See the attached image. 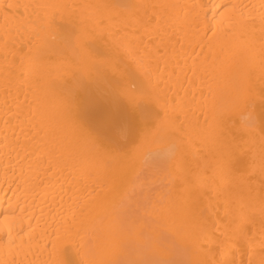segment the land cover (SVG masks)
<instances>
[{
    "label": "bare ground",
    "instance_id": "bare-ground-1",
    "mask_svg": "<svg viewBox=\"0 0 264 264\" xmlns=\"http://www.w3.org/2000/svg\"><path fill=\"white\" fill-rule=\"evenodd\" d=\"M0 264H264V0H0Z\"/></svg>",
    "mask_w": 264,
    "mask_h": 264
}]
</instances>
